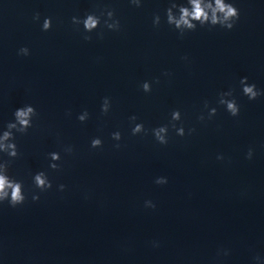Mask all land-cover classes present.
<instances>
[{"label": "clouds", "instance_id": "1", "mask_svg": "<svg viewBox=\"0 0 264 264\" xmlns=\"http://www.w3.org/2000/svg\"><path fill=\"white\" fill-rule=\"evenodd\" d=\"M129 2L135 7L142 6V0H129ZM103 18V20H102ZM165 22L173 27L183 38L184 34L187 32H192L197 30V26L213 28L220 26L221 28L231 30L234 28L236 22L240 18V11L231 0H186L185 3H177L176 0H169V7L165 9ZM40 14L36 13L33 16V20L39 21ZM103 22L104 28L109 31H119L120 21L116 18L114 10L106 9L97 15L95 12L87 13L84 18L77 16L72 17V23L74 25H82L85 33H92L98 27L101 26ZM161 23V17L159 14L153 17V26L158 27ZM52 27V20L50 17H46L42 23V31H48ZM99 38H103V33L97 34ZM86 41H90L92 37L90 35H84L83 37ZM18 55L28 56L30 55V50L27 47H21L18 50ZM187 60V57H184ZM164 75H169V73H164ZM155 83H159L157 78ZM243 95L247 96L249 100H255L258 97L264 95V91L257 89L256 85L249 84L247 77H242L239 81ZM141 89L145 93H150L152 91V84L149 81H144L141 84ZM218 104L225 107V110L233 117L239 115L240 106L237 100L233 96V90L230 89L226 92L219 93ZM204 108L208 109V119L214 117L217 113L215 107L209 108L208 101L204 102ZM111 110V99L109 97H104L101 104V114L107 115ZM71 115V113H68ZM38 116L36 109L32 105H25L18 108L13 113V120L8 122L5 130L0 132V153L6 154L8 159L5 160L0 158V205L7 202L8 206L15 208L25 203L27 197L24 192L23 182L15 179L9 175V168L13 160H15L19 155V149L15 143L16 133L26 134L28 129L33 127V119ZM89 113L85 109L82 113L77 116V119L84 123L88 120ZM198 119L200 121L205 120V116L201 114ZM130 122L134 124L131 129L132 135H138L141 133L147 134L142 123H135L137 117L135 115L129 117ZM181 120V112L179 110H174L171 113L170 126L176 131L178 136L185 135V129L183 125L177 127L175 122ZM156 141L162 145L168 143V132L169 125H163L151 130ZM195 132L194 128L188 129L189 135ZM111 137L114 141H120L122 139L121 133L119 131L113 132ZM103 146V141L99 138H93L91 140L92 148H101ZM115 148H120V144L116 143ZM64 151L68 154H72L74 149L72 146L65 147ZM50 157L49 168L52 170H59L60 165L56 161L61 160L59 152H51L48 154ZM253 155V150L250 148L247 153V158L251 159ZM217 159H223L222 156H218ZM168 182L167 177H157L155 183L158 185H164ZM33 184L36 189L40 192H46L52 188V181L49 179L48 174L44 171L37 172L33 176ZM66 186L64 184L58 185L59 191H64ZM39 195L34 193L32 195L33 201L39 200ZM145 207L155 208L156 205L151 201H145ZM154 246H158L154 242ZM221 253L227 256L229 253L227 250H219L217 256L219 257ZM255 264H264V258L259 255L253 257Z\"/></svg>", "mask_w": 264, "mask_h": 264}]
</instances>
